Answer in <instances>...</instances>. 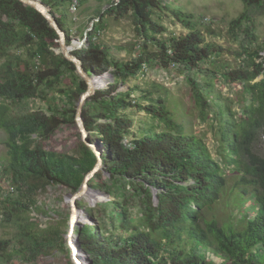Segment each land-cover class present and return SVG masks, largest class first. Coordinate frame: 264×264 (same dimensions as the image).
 Returning a JSON list of instances; mask_svg holds the SVG:
<instances>
[{
  "label": "trees",
  "instance_id": "1",
  "mask_svg": "<svg viewBox=\"0 0 264 264\" xmlns=\"http://www.w3.org/2000/svg\"><path fill=\"white\" fill-rule=\"evenodd\" d=\"M41 1L66 32L69 45L71 33L65 24L72 0ZM241 1L246 7L263 5L262 0ZM161 5V0L110 3L99 10L86 46L74 52L87 74L110 73L114 79L106 91H96L83 109L88 140L102 148L103 160V168L89 181V187L103 193L95 203L103 200V195L109 200L96 204L99 217L82 199L77 202L95 222L76 229L81 251L90 264H216L207 260L208 252L218 256L220 264H264V153L255 149L264 138V77L256 81L264 76L259 47L242 46L238 54L241 65L234 69L222 74L206 71L211 79L221 77L240 87L241 114L237 118L213 92V81L187 79L201 120L212 119L217 124L216 158L201 138L184 133L161 100L137 108L171 131L149 132L138 138L131 132L132 120L121 112L132 103L131 91L118 92L119 84L144 73V64L158 62L166 70L175 68L183 74L203 72L200 64L219 54L180 12L175 15L188 33L163 38L165 28L153 20ZM128 13L142 39V49L131 61L121 62L110 58L95 40L106 16ZM243 17L232 21L233 30L241 29ZM244 32L251 34L249 27ZM58 41L59 35L34 8L18 0H0V61L4 60L0 65V128L7 133L8 162L3 173L11 185L9 192H0L1 219L14 229L12 250L6 257L25 264L60 254L72 263L68 231L53 225L42 228L31 213L48 215L37 200L48 187L78 192L98 161L93 149L81 140L72 154L45 148L61 125L76 124L77 104L87 90L75 65L54 52L59 49ZM149 45L158 49L157 55L148 53ZM13 49L18 52L11 54ZM20 50L25 52L20 54ZM257 59L261 61L257 63ZM65 74L71 75L72 85L58 89L57 103L50 92L62 84ZM30 100L42 101L45 109L20 110L21 104ZM11 105H16L15 112ZM129 137L132 139L127 141ZM231 197L240 206L254 200L234 221L233 212L228 219L216 215L217 208L230 205ZM9 245V241H0V252L7 254Z\"/></svg>",
  "mask_w": 264,
  "mask_h": 264
},
{
  "label": "rangeland",
  "instance_id": "2",
  "mask_svg": "<svg viewBox=\"0 0 264 264\" xmlns=\"http://www.w3.org/2000/svg\"><path fill=\"white\" fill-rule=\"evenodd\" d=\"M120 0H79V5L76 11L68 9V19L65 24L66 28L71 33V43L76 45L83 41L84 34L89 28L91 22L98 21L99 10H105L110 3L119 2ZM262 7H246L241 0H161V9L156 10L153 14V20L160 26L165 28L166 33L162 35L163 38L170 36H180L188 33L187 27L177 19L176 13L180 12L187 20L195 25V28L202 33L206 44H210L218 48L219 54H213L212 57L202 64L200 69L203 72H194L183 74L175 68L169 70L164 69L158 62H148L144 73L139 74L138 77L129 79L126 84H119L118 92H130L129 101L132 107L121 111L132 120L133 125L131 132L140 138L149 132L160 133L163 131H171L159 119L152 118L143 110L137 108L138 105L147 106L151 103H157L160 100L165 109L169 112L172 120L181 125L184 133L187 135H195L201 138L208 147L211 155L216 158L217 153V136L216 125L212 123V119L202 121L200 117V109L196 106L193 98V93L187 79L189 76L196 78L201 83L214 82V93L219 95V100L223 102L233 112L234 118L240 116V102L239 94L240 87L235 84H227L221 77L211 79L213 70L222 74L226 69H234L241 65L238 54L242 46L251 45L253 48L259 47L260 54L264 59V0H262ZM67 5V6H68ZM244 16L241 22V29L233 30L231 28L232 21ZM250 28L249 36L244 32L246 28ZM95 43L101 45L109 54L110 58L129 62L135 58L140 52L142 39L136 31L133 19L130 13L122 17L106 16L104 19L103 29L97 35ZM83 46H86L85 43ZM54 49V52L56 53ZM20 54L24 50H20ZM18 50H11V54H16ZM148 53L150 55H157L158 49L155 46L149 45ZM4 60L0 61V65ZM257 59L256 62H260ZM39 68H43L41 65ZM219 74V75H220ZM96 76V75H95ZM103 76V77H101ZM100 77L102 79L97 91H106L108 86L114 82L110 73H105ZM264 76H260L256 81H259ZM218 79V80H217ZM222 81V82H221ZM72 85V78L70 74H65L62 84L50 92V96L58 99L60 103L59 88H65ZM210 100L212 103L213 97ZM238 102V103H237ZM13 111H16V105H11ZM25 107L28 110H43L45 104L40 100H30L24 102L20 106V110ZM217 110V109H216ZM217 112V111H216ZM211 118V117H210ZM7 133L0 128V192L6 193L11 190L9 179L3 173L4 164L8 162L7 148L5 142ZM129 137L127 141H130ZM81 140L80 132L76 126L61 125L52 137L46 142L45 148L50 151L59 153L72 154ZM261 155L264 153V138L257 142L255 148ZM231 175L228 176V184H233ZM103 194V193H101ZM70 193L63 187L51 186L47 191L37 196L38 204L48 215L41 213H31V217L39 220L42 228L48 225L59 227L63 232L68 231V218L70 216V207L67 199ZM104 197L103 200L95 203L100 195L99 193L89 192L81 201L88 204L90 209L94 211L96 217H99V206L96 204L107 202L109 199ZM230 205H222L216 209V215L221 219H228L230 212L232 221L240 218L247 208L254 203L253 199L245 202L240 206L236 199L229 200ZM2 207L0 206V241H9L10 245L7 249V254L0 252V264H25L19 259L8 260L6 257L12 250L11 246L14 236V229L8 228L2 222ZM101 210V209H100ZM102 214V213H101ZM255 215L254 211L249 213L250 217ZM103 217V215L101 216ZM86 223L94 225L95 222L91 219H86ZM118 233L121 231L118 230ZM117 234V232H116ZM84 256V255H83ZM207 260L216 264L221 263V259L215 256L212 252L206 253ZM81 260L83 264L88 263L85 257ZM36 264H75L69 258L60 254L58 256H41Z\"/></svg>",
  "mask_w": 264,
  "mask_h": 264
},
{
  "label": "water",
  "instance_id": "3",
  "mask_svg": "<svg viewBox=\"0 0 264 264\" xmlns=\"http://www.w3.org/2000/svg\"><path fill=\"white\" fill-rule=\"evenodd\" d=\"M22 4L34 8L36 11H38L40 14L43 15V17L48 21L51 28H53L56 33L59 35V49L56 50V54H62V56L69 62L73 63L76 68V74L82 78L86 85L87 90L80 96L79 102L77 104L76 108V115H75V123L76 126L80 132L81 135V141L91 147L95 154L97 155L98 161L93 170L88 173L84 179V182L79 189L78 192L74 194H70L67 203L70 207V218H69V230L67 235V241L69 244V247L71 249V257L72 261L75 264H83L81 257L87 260V257L82 253L80 244L78 241V235L75 233L76 229L79 226H82L86 223L87 216L85 214L84 210H80L77 207V202L83 198H85L86 194L89 192H94L89 187V181L94 178L95 174L99 172L103 168V160H102V148L96 144H92L88 140L89 133L86 130L85 122L83 118V109L87 102V100L95 94V92L98 90V86L95 82V79L97 76L95 75H89L85 72L82 66L81 60L74 54L76 50H79L83 47L84 43L88 40V34L91 32L94 28L95 22H91L89 28L86 30L84 34L83 41L78 43H71L67 44V35L66 32L60 27L59 23L57 22L56 18L50 13V8L44 4L41 0H18ZM103 77V76H101ZM95 193L101 194L99 191H95ZM157 200V199H155ZM85 217V221L83 220ZM84 255V256H83Z\"/></svg>",
  "mask_w": 264,
  "mask_h": 264
},
{
  "label": "built area",
  "instance_id": "4",
  "mask_svg": "<svg viewBox=\"0 0 264 264\" xmlns=\"http://www.w3.org/2000/svg\"><path fill=\"white\" fill-rule=\"evenodd\" d=\"M78 5H79V0H72L70 9H72V11H76ZM145 69H146V65L144 64L142 67V72H144Z\"/></svg>",
  "mask_w": 264,
  "mask_h": 264
},
{
  "label": "bare ground",
  "instance_id": "5",
  "mask_svg": "<svg viewBox=\"0 0 264 264\" xmlns=\"http://www.w3.org/2000/svg\"><path fill=\"white\" fill-rule=\"evenodd\" d=\"M101 81H102V79H101L100 77H97V78L95 79V82H96V84H97V86H98V89L100 88ZM85 197H86V196H85ZM83 220L85 221V217H84Z\"/></svg>",
  "mask_w": 264,
  "mask_h": 264
}]
</instances>
